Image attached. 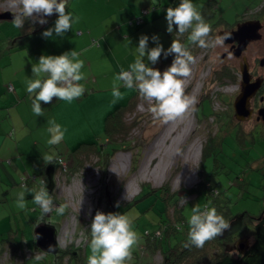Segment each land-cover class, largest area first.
Here are the masks:
<instances>
[{
    "label": "rangeland",
    "instance_id": "obj_1",
    "mask_svg": "<svg viewBox=\"0 0 264 264\" xmlns=\"http://www.w3.org/2000/svg\"><path fill=\"white\" fill-rule=\"evenodd\" d=\"M139 1H145L146 7L160 2L158 0H112L110 2L107 0H74L71 8H77L82 12L89 13L82 18L88 24L104 27L111 26L118 20L114 11H118L119 8L118 10L115 8V3L123 5L124 2H132L137 5ZM111 2L114 3L113 6ZM165 3L167 5H176L179 0H166ZM192 3L200 13L203 12L202 9L204 8L209 11V15L205 19L208 24L217 23L220 19V21L231 26L238 23L242 18L244 19L250 12L258 15L264 9V0H192ZM2 10L16 11V9H9V0H0V11ZM53 16L54 14L51 15V17ZM48 17H45V19H51ZM261 17L263 24L261 30L262 39L248 45L243 55L247 58L250 70H254L255 73L264 76V64L260 66L258 62L264 58V13L261 14ZM11 21L9 19H0L1 58L4 56L9 57L10 53H15L16 51H24L21 48L23 44H19V40L38 35V32H34V34L24 38L23 36L19 37L26 31L29 21L25 20L22 29L15 28ZM37 24L39 27V23ZM215 38V34L209 37V48L211 50L209 55H206L207 53L203 50L197 53L191 50L194 58V62L190 65L191 75L182 78L185 89L190 86L187 96L196 102L183 117L168 123H163L160 119L154 118L150 112L147 114V111L144 110V107H146L145 102H143L136 112L139 120L138 125L132 126L126 136V139L130 141V148L124 145L125 142L121 141L122 146L108 158L107 164L104 166L109 178L108 183L105 184L103 181V166L99 164L102 157L99 154L93 151L85 152L80 157L83 166L76 169L70 168L69 164H71L72 160L64 161L65 173L64 175L59 173V180L55 185V196L56 201L67 204L68 208L62 219L57 212H54V214L47 217V220H51L55 227L59 229H57V241L62 249L70 245L79 247L84 242L82 252L85 261L83 260L82 263L78 264H87V257L91 255L89 247L91 240L90 225L96 211H101L105 214L109 212L126 214L134 218L133 228L139 233L141 239L133 248V260L130 264L135 263L136 260L139 261L138 263L145 261L142 250L147 248L146 242L148 241L146 237L142 236V233L145 230H148V232L154 231L156 226L152 225L153 220L165 215L162 213L163 209L160 208L165 206V202L156 197L155 193H150V186L156 189L167 184L170 192H182L183 189H193L202 179L200 175V160L202 161V174L205 180L210 181L211 184H218V187H228L225 197L230 198L229 204L231 205L232 213L243 214L246 212L244 221L248 226L251 217L258 215L264 208V186H262L264 185V128L262 129V126L258 123L248 121H242L240 128L239 125L234 124L235 118L230 120L227 115L216 114L232 111L231 107L230 109L228 108L226 99L223 98V101L227 104H223L220 102L219 97L224 93L223 95L227 94L230 98H234L239 91L240 84L228 79L224 83H212L208 79L224 63L235 65L239 69L240 58H234L231 54L221 58V54L227 50V47L225 45L223 47L211 46ZM14 42L15 46L12 45ZM171 62L167 64L164 62L160 67V71L163 72L171 65ZM5 64H10V66L4 68L6 77L12 76V73L18 71L21 66L19 57L18 60L15 57L11 60L5 59L1 62V65ZM106 71L108 73L110 69ZM1 79L2 75L0 74ZM215 92L220 93L216 98H211L212 100L203 98L204 93L213 97ZM28 96H30L29 93ZM5 97L6 94H4V97H0L1 113L6 112L3 109L8 107L4 106L3 103ZM198 103L200 104L198 105ZM41 107L44 115L37 117L34 115L41 125L35 135L37 143L33 144V138L30 136L27 139V143L25 142L24 144L26 153L22 157H17L18 161L16 164L19 165L20 172L16 174L12 171H16V167L14 163L8 161L10 156L4 159L5 162L0 161V165L3 164L1 166H6V172L8 170L11 177L14 175L13 182L16 181L15 184L18 187L21 184L18 178L27 173L26 168L31 169L34 167L35 171L29 172H37L39 177L43 175L45 171L41 167L45 164L43 157L51 155L53 151L56 154L64 153L62 156L65 157L71 150L73 151V148L81 144L94 142L97 143L96 145H110L106 139H103L104 136L91 139V133H88L83 125L64 122V140L69 150L62 148L63 142L56 146H49L47 140L50 139V134L47 131L49 125L47 123L46 110L50 109L52 104L41 103ZM213 110L215 114H212ZM15 112L14 110L13 114ZM31 114H34L32 110ZM136 114L133 116L132 112L126 113L124 122L127 125L132 123L133 117L136 119ZM17 119L19 124L23 123L20 118ZM25 119H28V115ZM137 145H139L138 148ZM177 149L180 150V155H177ZM203 149L204 152L201 157ZM105 152H109V150L106 149ZM47 165L50 166L51 178H53L55 165L52 163ZM67 166H69L71 171H66ZM43 176L49 179L47 174ZM2 185L0 187V239L11 236L14 240L22 241V245L25 243L34 249L35 225L33 220L35 218H30L33 217V213L30 212L29 205H35L38 208V214L41 212L39 206L33 202L34 193H26V208L21 210L16 207L18 195L6 194V190L12 189V187L10 188V185ZM40 188L35 190L34 187L33 190L39 191ZM16 189L17 187L13 186V191ZM19 189L24 191L21 187ZM214 192L215 194L217 193L216 190ZM108 195L111 204L108 200L109 197L107 198ZM194 196L195 192H190L186 196L181 197L189 200L193 199ZM113 199L116 201L114 202L116 203L115 205H112ZM117 204L119 205L118 207L116 206ZM181 205L180 198L177 202V207ZM194 206H198V204L193 200L182 209V213L188 219ZM169 212L172 218L174 214L172 207H170ZM176 218H173V225H180L183 228L184 225L179 223L180 219ZM37 220L40 222L41 218ZM178 232L182 233L181 230ZM245 239L247 240V237L236 238V246H239V248L243 247ZM9 246L8 249L10 251L15 250V248L12 249ZM9 250H7L6 257H13L10 263L20 264L24 257L21 255V260L19 255L14 256L12 253L10 254ZM39 250L37 249L35 253H41ZM233 252L237 253V249H234ZM56 258H54V255L47 253L44 254L43 259H30L28 263L58 264L53 263ZM66 258L67 255H65L61 264H65ZM154 258V264H160L161 255L156 253Z\"/></svg>",
    "mask_w": 264,
    "mask_h": 264
},
{
    "label": "clouds",
    "instance_id": "obj_2",
    "mask_svg": "<svg viewBox=\"0 0 264 264\" xmlns=\"http://www.w3.org/2000/svg\"><path fill=\"white\" fill-rule=\"evenodd\" d=\"M68 0H9V9L13 13L12 25L17 29H22L25 20L41 25L46 24L48 17L57 14L54 28L47 29L42 33L43 37L48 38L53 35L63 36L65 32L72 29L76 23V18L71 12H66ZM165 20L167 22L166 31L173 33V25L176 26L178 36H183L190 31L188 41L200 48H208L209 37L212 31L203 15L197 10L192 0H180L178 6L166 9ZM230 38V34L216 36L211 46L223 47L224 41ZM127 46L131 41L125 37ZM151 40L155 47H149V37L141 35L138 46L135 47L136 59L128 65V70L121 68L115 80L122 82V86L127 89L136 90L140 97L149 102L150 113L154 118L160 119L163 123L174 121L183 117L196 102L185 93L184 81L191 75L190 65L194 58L188 47L180 42L179 39L172 40L170 46L164 49L159 43V37L153 35ZM167 58L174 55L171 65L163 72L149 67L145 61L152 65L158 63L161 55ZM84 68V61L79 59V54L72 50L56 55H41L36 65L31 67L32 76L27 82L26 91L31 95L35 94L32 101V111L36 116H43L44 111L41 102L48 104L53 97L62 101L71 102L79 99L86 91L80 81L84 80L85 74L81 71ZM121 84L114 83L112 96L116 99L121 98ZM47 129L50 139L47 140L49 146L59 145L64 140V131L61 125L54 120L47 121ZM181 152L177 149V155ZM45 164L64 165V160L55 151L51 155L43 157ZM39 191L28 189L27 185H22L24 191L18 193L16 207L23 210L26 208V193L33 194V202L39 206L41 220L45 215L50 214L54 209L58 215H63L68 208L67 204L58 207L54 205L52 196L46 190V183ZM83 191V186L81 184ZM181 203L187 204V199L181 197ZM119 206L118 204L116 205ZM191 216L188 219V239L184 244L185 248H203L205 243L224 234L231 227L222 215L217 213L215 207L205 205L203 209L194 206L191 209ZM134 218L120 213L109 212L107 214L96 211L90 225V252L87 257V264H130L133 260V248L141 239L139 233L133 228ZM182 230L180 225L176 226ZM39 239V234L35 235ZM54 246L48 245L47 252H53ZM44 258V251L35 256L36 260Z\"/></svg>",
    "mask_w": 264,
    "mask_h": 264
},
{
    "label": "crops",
    "instance_id": "obj_3",
    "mask_svg": "<svg viewBox=\"0 0 264 264\" xmlns=\"http://www.w3.org/2000/svg\"><path fill=\"white\" fill-rule=\"evenodd\" d=\"M73 1L68 0L66 7V12H71L76 18V23L72 25L71 30L65 32L63 36H57L53 32L51 37H43L42 33L44 31L54 28L58 17L54 13V16L50 17L51 19H48L46 24H39V27L37 25L34 30H26L19 36H23L24 38L25 36L34 34V32H38L36 36L32 35L26 39L19 40V44H23L21 48L24 51L10 53L9 57H0V74L2 75V79L0 80V97H4V94H6L3 103L4 106H8L6 109H3L6 112L1 113L2 106L0 105V161H4L5 158H8L7 156H10L8 161L14 163L16 171L11 170L16 174L20 172L19 165L16 164L18 161L17 157H22L26 153L24 149L25 142L27 143V139L31 136L33 144H36L35 135L41 128L40 121H37L34 117L35 114H31V104L32 99L35 98V94L33 93L28 96V92L26 91L28 80L35 78L32 76L31 67L37 64L41 55L58 56L66 51L75 50L79 54V59L84 61V68L81 71L85 74L86 78L80 81V83L84 85L86 89L85 93L79 99L71 102L53 97L51 101L52 107L46 110V116L48 120H54L60 124L64 134V122L70 124L79 123L86 127L88 133H91V139H97L105 135L104 129L107 116L115 109L128 104L136 96V90L124 88L122 82L116 81L115 77L121 68L128 70V65L135 61V47L138 46L139 37L147 35L149 37L148 46L151 48L156 46L151 40V37L156 35L159 37V43L163 48L166 49L168 47L170 33L166 31L167 22L165 15L167 8L161 11L149 12L143 17V23L139 25L133 19L140 15L141 8L147 6L145 5V1L137 2V5L132 2H124L123 5L111 2V5L113 6L114 4L117 10L119 8L118 11H114L118 20L111 26L101 27L99 25L88 24L84 21L82 18L89 13L82 12L77 8H71ZM107 1L110 2L112 0ZM158 1L162 3L166 2V0ZM168 5L174 6L175 4ZM125 37L131 41L129 46H127ZM13 57L17 60L19 57L20 69L12 73V76L6 77L4 68L10 66V64L1 65V62L5 59L11 60ZM143 59L149 67H154L158 70L162 65L161 58L155 65L147 61L146 56ZM108 69H110V72L107 73L106 70ZM114 83L121 84L120 91L122 96L119 99L112 96ZM8 84L12 85V91L7 88ZM14 110L16 112L13 114ZM27 115L28 119H25ZM17 118H20L23 123L19 124ZM31 124L33 125L32 127ZM62 142V147L67 150L69 147L65 140ZM5 168V165L4 167L1 166L0 171L5 174L4 176L8 177L10 182L14 181V175L11 177ZM32 169L26 168V171H33ZM2 176L0 174L1 185ZM29 210L33 213V217L30 218H38L36 209L33 210L30 207Z\"/></svg>",
    "mask_w": 264,
    "mask_h": 264
},
{
    "label": "trees",
    "instance_id": "obj_4",
    "mask_svg": "<svg viewBox=\"0 0 264 264\" xmlns=\"http://www.w3.org/2000/svg\"><path fill=\"white\" fill-rule=\"evenodd\" d=\"M164 3L162 2L154 3L150 7L141 8L140 15H138V17H135L133 21L141 25L144 21L143 17L147 15L149 12L161 11L163 8L166 9L168 7H176L179 4L178 3L174 6H169L166 3L165 4ZM202 11L203 12H201V14L203 15L204 19H206L207 16L209 15V11L205 8L202 9ZM263 13H264V9L258 15L256 13L250 12L244 18L246 17L262 18L260 16ZM210 26L212 29L210 36L213 34L218 36L219 30L222 31L221 29H223L224 27L227 28L231 25L225 24V22H222L219 19L217 23H214V22L210 23ZM36 27L37 25H33L31 22H29L28 25L26 26V30H29V31L34 30ZM190 31L191 30H189V32L185 33L183 36H178V34L176 33V26L174 25L173 33L169 34L170 37L168 41L169 43L168 47L170 46L172 40L179 39L182 44L188 47L190 52L191 50H194L195 53H197L203 50L205 51V53H207L206 55H209L211 51L209 47L200 48L198 45H193L188 41V36L190 35ZM160 58L162 59L161 64L163 65L164 62L165 64L170 63L173 60L174 55H169L167 58H165L162 54ZM234 58H237V57H234ZM239 78H241L239 69L235 65L224 63L218 69L214 71L213 75H210V78L208 79V81H211L212 83H216V82L224 83L225 80L228 79L229 81L240 82ZM189 90H190V86H188L185 89L186 95L188 94ZM218 94L220 93L215 92V95L213 94V97H212V95L209 96V94L204 93L203 98L212 100L211 98H214V97L216 98ZM223 94L220 95L219 97L220 102L223 104H227V103H224L223 101L224 100L223 98H225L226 101L228 102L227 104V106H229L228 108L230 109L231 107L232 111L229 110V111H224L222 113L219 112L216 114H224V115H227V117L230 120H232V118L234 120L233 107H232V102L234 98H230L229 95L227 94L223 95ZM143 102H145L144 104L146 106L144 107V110L147 111V114H148L150 112L149 108L151 105L149 104V102L141 98L139 93L137 92L136 96H134L129 101L128 104L124 105L123 107L115 109L112 113H110L107 116L106 125L104 129L105 135L103 139H106L110 143L109 146H104L102 144L96 145L97 143L92 142V143L81 144V145L76 146L75 148H73V151L71 150L70 153H68L65 157L62 156L64 153H59L57 155L60 158H62L64 161L72 160L71 164H69L70 168L76 169V168L83 166L82 162L80 161L81 159L80 157L85 152L93 151L94 153L99 154L100 157H102V159H100L99 161V164L103 166V169H102L104 172L103 181L105 184L108 183L109 178H108V174L106 170H104V166L107 164L108 158L111 155H113L115 151L122 146L121 141L125 142L126 144L124 143V145H127V147L130 148L129 147L130 141L126 139V136L128 135L129 130L132 126L138 125L139 120H138V115L136 114V112L138 111V108L141 107L140 105ZM41 103H44V102H41ZM199 104L200 103H198V105ZM211 105H212V102H211ZM129 112H132L133 116H135L136 114V119L135 117H133L132 123L127 125L124 122L125 120L124 116H126V113H129ZM212 114H215L214 110ZM234 124L239 125V127L241 128L242 121H237L235 119ZM115 136L116 138L114 139ZM92 145H94V147H92ZM138 147L139 145H137V148ZM106 149H108L109 152H105ZM204 149L202 151L201 157L203 156ZM67 150H69V148ZM54 165H55V171H53L51 187H48L49 179H46L43 176L44 174H47L46 170L48 169V167H50L47 164L46 165L43 164L41 166L45 169L42 176L39 177V173L37 174V172L27 171L25 175H21L18 178L19 179L18 181L21 183L19 184V187L22 188V185H27V187L31 189L35 187V190H38L39 187H43L44 185L41 183V181H44L46 183L45 185L46 190L53 198L54 205L56 206L57 204V207H58L62 203L59 201H56L55 185L56 183H58L57 181L59 180L58 178L59 173L60 175L61 174L64 175L65 168H64V165H60L58 163ZM199 165H200V175L202 179L197 183L195 187H193V189L192 188L187 189V190L183 189L182 192L180 191L170 192L167 184H165L164 186L162 185L161 187H158L156 189H153V187L150 186V189H149L150 193H155L156 197L160 198L162 201L165 202V206L160 207L161 209H163L162 213H164L165 215L161 216V218L154 219L153 222L151 221L152 225H154V227L156 226L154 231L148 232V230H145L144 231L145 233L144 232L142 233V236L146 237L148 241L146 242L147 248H144V250H142L145 261L138 263L139 261L136 260V262L132 264H154L155 263L154 257L156 256V253H159L161 255L160 264H264V208L261 210V212L258 215L251 217V221L248 226L246 222L244 221V218L246 217V212L243 214L241 213L234 214V212L232 213L231 205L229 204L230 198L225 197V192L228 189V187L227 186L218 187V184H215V183L211 184L210 181L205 180L202 174L203 171H202V161L201 160H200ZM70 168L69 166H67L66 171L67 170L71 171ZM32 170L35 171V168L33 167ZM0 174L1 176L3 175L1 179L2 184H4L5 186L10 185L9 186L10 188L12 187V189L6 190V194L18 195V192L20 191V189L15 184L16 181L10 182L8 177L4 176L5 174L2 173V171H0ZM146 184L148 185V183ZM1 186L3 185L0 184V187ZM13 186L17 187V189L14 191H13ZM214 190H216L217 192L216 194ZM190 192H195L194 198L187 200V204H182L181 206L177 207V202L179 201L181 196H186ZM161 195H163L162 198H161ZM193 200L197 202L198 206L201 209H203L205 205H208L209 207H215L217 210V213L219 215H222L223 218L226 221H228L231 225L230 229L228 231H225L222 236L206 242L203 248H196L194 246L188 247V248L184 247V244L187 242V239H188V227L189 226L187 223L188 218L185 214L182 213V209L188 206L189 202ZM112 202H113L112 205L116 204L114 203L116 202L114 199L112 200ZM30 207H32L33 210L35 209L38 210V208L35 205H32V206L29 205V208ZM170 207H172V211H174L173 212L174 214L172 213L173 214L172 218L169 212ZM54 212H56L55 209L50 214L45 215L43 217V220H40V222L37 219L41 218V212L40 214H38L39 212H37L38 218L33 220L34 225L36 226L39 224H48V225L55 227V225L53 224V222H51V220H47L48 219L47 217L50 216L51 214H54ZM63 215H65V213ZM63 215H60L61 219ZM173 218H176V219L179 218L180 219L179 223H182L184 225V227L181 230L182 233L178 232L179 230H177V227L173 225V222H172ZM240 237L242 238L247 237V242H246L247 244H243V247L241 248H239V246H236L237 245L236 238H240ZM21 242H19V240H14L11 236H6L5 238H1L0 239V255L3 252L9 250L8 245H10L9 246L10 248L12 249L15 248V250H11V251L9 250L10 254L12 253L14 256L19 255L20 258L22 255L24 258L23 260L21 258L22 260L21 263L29 264L28 260L30 259L34 260L35 256L38 255L35 253V251H37V249H40V248L34 245V249H33V248H30V246H27L25 243L24 245H22ZM83 243L79 247L78 246L73 247L72 245H70L69 247H65L64 249L57 246L56 252H58L61 256L58 254H56L57 255L56 256L54 254V258L58 256L65 257V255H67V256H70L68 260L69 263H65V264L82 263L84 260V256L82 252ZM234 249H237V253L233 252ZM39 251L42 253L41 249ZM32 252H34V254H32ZM9 258L12 261L13 257L9 256ZM54 260H53V263L56 262V259ZM60 261L62 262V260ZM58 264H61V263H58Z\"/></svg>",
    "mask_w": 264,
    "mask_h": 264
},
{
    "label": "water",
    "instance_id": "obj_5",
    "mask_svg": "<svg viewBox=\"0 0 264 264\" xmlns=\"http://www.w3.org/2000/svg\"><path fill=\"white\" fill-rule=\"evenodd\" d=\"M13 10H3L0 12V19H9L13 20ZM261 23L259 20H245L236 25L234 30H225L219 32V35L230 34V38L226 39L224 43H230L236 41V46L233 49L234 56H240L241 53L245 50L247 44L252 40H258L261 37L259 29ZM15 44V43H13ZM12 44V45H13ZM260 65L264 64V58L260 59ZM239 71H240V87L238 93L235 95L232 107H233V116L237 121H244L246 118H250L252 114V108L250 106L251 98L256 94L257 90L262 84L263 78L257 76L252 78V74L249 69V63L246 56L242 55L239 62ZM258 116H260L264 121V108H260L257 111ZM47 176L49 178L48 187L52 186V175L50 172V167L46 170ZM109 195L107 196V198ZM108 200L111 202L110 197ZM39 234V239H35V245L47 251L48 245L54 246L55 253L57 249V233L58 230L48 224H39L34 228V238L36 234Z\"/></svg>",
    "mask_w": 264,
    "mask_h": 264
},
{
    "label": "flooded vegetation",
    "instance_id": "obj_6",
    "mask_svg": "<svg viewBox=\"0 0 264 264\" xmlns=\"http://www.w3.org/2000/svg\"><path fill=\"white\" fill-rule=\"evenodd\" d=\"M3 11V10H2ZM1 12V11H0ZM51 16H49L48 18H50ZM261 17V16H260ZM45 18V17H44ZM47 20V19H46ZM245 20H259L260 21V23H261V27H260V29H259V32H260V34H261V37H260V39H258V40H252L251 42H249L248 44H247V46H246V48H245V50L247 49V47H248V45H250L251 43H253V42H257V41H260L261 39H262V32H261V30H262V28H263V24H262V18H257V17H246V18H242L238 23H236L235 25H233V26H229V27H227V28H223V29H221L222 31L223 30H234L235 28H236V25L237 24H239V23H241V22H243V21H245ZM29 22H31V23H33L31 20H28ZM33 25H38L37 23H33ZM219 32H221L220 30H219ZM218 32V33H219ZM236 41H233V42H230V43H224V45H225V47H227V50L226 51H224L222 54H221V58H223L225 55H227V54H231L232 56H234V54H233V49H234V47L236 46ZM244 50V51H245ZM244 51L241 53V55L240 56H234V57H237V59L238 58H240V60H241V56L243 55V53H244ZM259 63H260V60L258 61ZM260 65V64H259ZM260 66H262V65H260ZM249 69H250V67H249ZM250 72H251V74H252V78H255V77H257V76H260V77H262L263 78V81H262V84H261V86L259 87V89L257 90V92H256V94L251 98V100H250V106H251V108H252V114H251V117L250 118H246L244 121H248V122H255V123H258V124H260L262 127V129L264 128V121H263V119L260 117V116H258V114H257V111H258V109H260V108H264V76L263 75H260V74H257V73H255V71L253 70V71H251L250 70ZM246 240V239H245ZM247 242V240L245 241V243L244 244H247L246 243ZM57 245H58V247H60L59 246V244H58V241H57ZM61 248V247H60ZM42 250V249H41ZM44 251V254H47V253H50V254H52V255H56V254H58V255H60L58 252H56L55 251V253H51V252H47V251H45V250H43ZM7 254V251H5V252H3L1 255H0V263H3V264H6V263H10V258H9V256H7L5 259H3L2 257H3V255H6ZM57 256V255H56ZM61 256V255H60ZM60 256H58L57 258H56V262L55 263H61V261L60 260H63L64 259V257H60ZM69 258H70V256H67V258H66V260H65V262L64 263H69ZM55 261V260H54Z\"/></svg>",
    "mask_w": 264,
    "mask_h": 264
},
{
    "label": "built area",
    "instance_id": "obj_7",
    "mask_svg": "<svg viewBox=\"0 0 264 264\" xmlns=\"http://www.w3.org/2000/svg\"><path fill=\"white\" fill-rule=\"evenodd\" d=\"M8 88L11 90L12 89V85H8ZM30 253V252H29ZM3 259H5L6 258V255H3V257H2ZM11 264V263H10Z\"/></svg>",
    "mask_w": 264,
    "mask_h": 264
}]
</instances>
